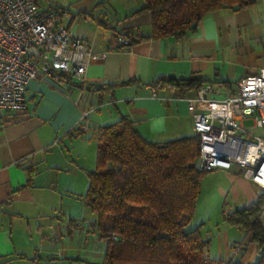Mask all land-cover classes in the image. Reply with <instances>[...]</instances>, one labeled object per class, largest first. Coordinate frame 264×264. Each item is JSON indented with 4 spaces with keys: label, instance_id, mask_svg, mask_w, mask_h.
I'll return each instance as SVG.
<instances>
[{
    "label": "crops",
    "instance_id": "0c3cea01",
    "mask_svg": "<svg viewBox=\"0 0 264 264\" xmlns=\"http://www.w3.org/2000/svg\"><path fill=\"white\" fill-rule=\"evenodd\" d=\"M34 1L44 9H67L70 16L61 23L93 52L108 53L88 66L83 83L67 79L63 86L35 79L27 89L26 110L0 109V264H66L65 259L70 264L100 263L107 244L100 240L96 213L83 225L64 205L73 197L84 202L90 172L96 169L97 128L126 115L152 141L196 134L194 114L207 112L209 102L195 100L191 110L188 100L196 98L198 89L156 85V81L200 74L207 80L203 86L212 88L210 97L233 92L240 78L264 68V0L240 10H215L185 38L139 40L131 47L117 45L115 34L151 32L149 12L132 15L144 0L126 1L123 10L110 5L112 0ZM215 170L214 175L231 181L217 182L203 196L205 206L199 217L195 214L194 219H199L195 226L210 240V257L255 264L259 244L225 215L251 206L264 188L244 175L237 177L241 171L236 169ZM80 185H86L85 194L77 189ZM203 193L202 189L200 197ZM61 214L69 218V229L79 227L78 244L88 257L67 255L75 240L58 231L56 220Z\"/></svg>",
    "mask_w": 264,
    "mask_h": 264
},
{
    "label": "trees",
    "instance_id": "16d2710c",
    "mask_svg": "<svg viewBox=\"0 0 264 264\" xmlns=\"http://www.w3.org/2000/svg\"><path fill=\"white\" fill-rule=\"evenodd\" d=\"M257 1L144 0L132 15L149 12L151 32L135 34L132 45L146 39L185 38L211 12L240 10ZM206 81L193 74L189 78H161L155 84L199 89ZM220 83L228 85L227 81ZM96 135V169L90 172L84 202L96 213L97 227L107 238V246L102 262L91 264H241L210 257V240L203 236L201 227H189L202 180L210 172L196 168L201 149L197 134L152 141L139 132L133 119L123 115L98 127ZM263 207L264 193L251 206L225 215L230 224L251 233L259 244L255 264H264Z\"/></svg>",
    "mask_w": 264,
    "mask_h": 264
},
{
    "label": "built area",
    "instance_id": "2783aa9c",
    "mask_svg": "<svg viewBox=\"0 0 264 264\" xmlns=\"http://www.w3.org/2000/svg\"><path fill=\"white\" fill-rule=\"evenodd\" d=\"M70 16L65 8H41L34 0H0V109L27 108L26 93L32 80L78 83L87 68L108 51L93 52L89 44L61 23ZM117 45L131 47L134 35L117 32ZM211 86L197 90L196 98L209 102L207 112H195L194 128L200 138L196 168L236 169L264 188V137L249 129L264 130V68L240 78L236 89L223 98L210 97ZM251 119L252 125L245 126ZM88 129V126L84 127ZM264 211V210H263Z\"/></svg>",
    "mask_w": 264,
    "mask_h": 264
},
{
    "label": "rangeland",
    "instance_id": "374dc122",
    "mask_svg": "<svg viewBox=\"0 0 264 264\" xmlns=\"http://www.w3.org/2000/svg\"><path fill=\"white\" fill-rule=\"evenodd\" d=\"M126 1H130V2H134L136 0H112L110 1V5L113 4L115 7L117 6L119 9H122L123 10V5H126L125 2ZM120 10V11H122ZM122 13V12H120ZM81 19H84L83 16H81ZM252 120H246L245 121V126L247 127H250L252 125ZM249 131L255 135V136H262L264 137V130L261 129V128H251L249 129ZM244 170V169H243ZM243 170L241 171L240 174L236 175L237 177L239 176H243ZM217 170H213V171H210L209 173H207L203 180H202V189H203V194H202V197H200V200H199V203H198V208L196 210V216L199 217V215H201V212H203V209H204V199H203V196L206 195V193L212 191L215 187V184L217 182H221L222 184H227L229 181L231 180H226V178H222L220 176L217 177V175H214L216 173ZM235 176V178H236ZM237 179V178H236ZM79 191H81V193H84L85 194V191H86V185H80L78 186L77 188ZM219 196V195H218ZM85 197V196H84ZM220 199H222V197L220 196ZM65 208L68 209L69 207L74 211V214L79 217L78 221L77 222H80L82 221V224L83 222H86L87 223V219L91 218L92 214H93V211L87 207L86 205H84V202L82 199L78 198V197H73L72 200L70 201H65ZM195 216V218H196ZM57 223H60L59 225V229L58 231L63 233L64 237L66 239H68L70 237L73 238L75 240V247L74 249L67 255H72L74 258H79V257H88L86 256L88 254L87 250L83 249L79 244H78V241H79V227L78 228H75L74 230L72 229H69V225L68 223L70 222L69 218H65L64 216L62 217V214L61 216H59V220L57 221ZM47 223V222H46ZM56 223V224H57ZM196 223L198 224L199 223V219H194L192 221V223L190 224L189 227H193L194 225H196ZM85 225V224H83ZM46 227H47V224H46ZM62 228V229H61ZM47 230L44 229V231ZM71 231H74L75 236L73 237V234H72V237L67 233ZM81 238V237H80ZM101 242L103 244H107V238L105 237H101L100 238ZM54 255H57L56 253ZM45 257H47L46 255H44ZM53 262L54 260H50V262ZM65 262L66 264H70L69 260L68 259H65ZM72 264H85L84 262H81V261H78V260H74L71 262Z\"/></svg>",
    "mask_w": 264,
    "mask_h": 264
}]
</instances>
